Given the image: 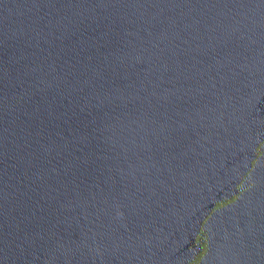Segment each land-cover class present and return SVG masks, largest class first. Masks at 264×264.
Returning a JSON list of instances; mask_svg holds the SVG:
<instances>
[{"label":"water","instance_id":"obj_1","mask_svg":"<svg viewBox=\"0 0 264 264\" xmlns=\"http://www.w3.org/2000/svg\"><path fill=\"white\" fill-rule=\"evenodd\" d=\"M0 264H264V0H0Z\"/></svg>","mask_w":264,"mask_h":264}]
</instances>
